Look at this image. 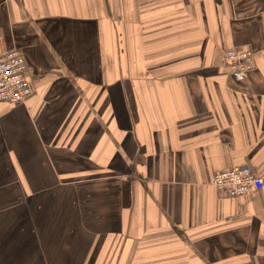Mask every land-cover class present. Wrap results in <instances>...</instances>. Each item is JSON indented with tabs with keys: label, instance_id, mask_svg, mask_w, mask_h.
Segmentation results:
<instances>
[{
	"label": "crops",
	"instance_id": "crops-1",
	"mask_svg": "<svg viewBox=\"0 0 264 264\" xmlns=\"http://www.w3.org/2000/svg\"><path fill=\"white\" fill-rule=\"evenodd\" d=\"M13 48L33 93L0 101V237L26 244L0 264H264V186L212 185L264 178V0H0Z\"/></svg>",
	"mask_w": 264,
	"mask_h": 264
},
{
	"label": "built area",
	"instance_id": "built-area-1",
	"mask_svg": "<svg viewBox=\"0 0 264 264\" xmlns=\"http://www.w3.org/2000/svg\"><path fill=\"white\" fill-rule=\"evenodd\" d=\"M255 53L250 49H224L223 59L238 81L246 79L254 66ZM32 94L28 64L24 53L13 48L0 53V101L22 103ZM212 185L231 196L250 194L264 186V178L247 165L219 171Z\"/></svg>",
	"mask_w": 264,
	"mask_h": 264
},
{
	"label": "rangeland",
	"instance_id": "rangeland-1",
	"mask_svg": "<svg viewBox=\"0 0 264 264\" xmlns=\"http://www.w3.org/2000/svg\"><path fill=\"white\" fill-rule=\"evenodd\" d=\"M14 193H15V191H6L5 193H4V191L0 192V204H1V206H2V203H8ZM15 214L17 215V210H16ZM1 218H0V220H1ZM0 226H1L0 227V229H1L0 231H2L3 230V224H0ZM5 226L7 227L9 225L6 224ZM7 232L8 231L6 229L5 234L2 233V235L0 237V250H2V248L9 249V247H5L7 244L10 245V247L13 246L16 249V253H17V251L20 248H22V247L24 248V246L26 244V240H22L21 241V240H19V238L17 236H16L17 237V239H16V238H14V236L11 235V233H9V232L7 233ZM6 235H8V238L6 237ZM27 244H29V241H27ZM76 244H77V241H76ZM29 246H28V248H29ZM33 248L34 247H31L28 250V255L26 257L27 258V261H26L27 264H31L32 262H38V260H36V259L33 260V256L32 255H29L30 252H33ZM4 256H5V254H4ZM4 256H0V258L4 257ZM20 258H21V262H22L23 256L20 255ZM12 259L14 260V262H18V256L17 255L12 257Z\"/></svg>",
	"mask_w": 264,
	"mask_h": 264
},
{
	"label": "trees",
	"instance_id": "trees-1",
	"mask_svg": "<svg viewBox=\"0 0 264 264\" xmlns=\"http://www.w3.org/2000/svg\"><path fill=\"white\" fill-rule=\"evenodd\" d=\"M30 84H31V81H30ZM31 87H32V93H33V86L31 85ZM32 95V94H31Z\"/></svg>",
	"mask_w": 264,
	"mask_h": 264
}]
</instances>
